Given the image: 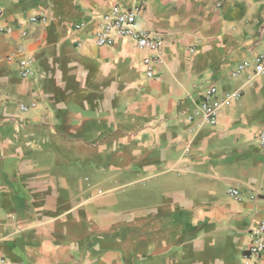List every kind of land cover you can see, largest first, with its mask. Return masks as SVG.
Segmentation results:
<instances>
[{"label":"crops","instance_id":"obj_1","mask_svg":"<svg viewBox=\"0 0 264 264\" xmlns=\"http://www.w3.org/2000/svg\"><path fill=\"white\" fill-rule=\"evenodd\" d=\"M113 5L140 7L137 25L161 38L155 78L131 39L95 44ZM262 50L264 0H0V264H244L264 221V72L235 71ZM209 83L215 124L197 113ZM94 119L139 143L145 171L175 174L139 210L99 209L76 166L48 162L51 141L66 149Z\"/></svg>","mask_w":264,"mask_h":264},{"label":"rangeland","instance_id":"obj_2","mask_svg":"<svg viewBox=\"0 0 264 264\" xmlns=\"http://www.w3.org/2000/svg\"><path fill=\"white\" fill-rule=\"evenodd\" d=\"M115 128L118 127H114L113 122L97 119L85 122L83 132H78L81 140H67L66 149L62 144L59 151L55 141L49 143L52 153L48 162L58 160L68 166H76L83 199H92L99 209L124 213L130 202L134 209L139 210L146 198H156V182L175 174L171 171L162 173L158 168L145 171V157L138 149L139 143L137 147H130L127 137L122 134L123 127L117 131ZM73 142H82V153H72L70 147ZM57 150L62 154L55 155Z\"/></svg>","mask_w":264,"mask_h":264},{"label":"built area","instance_id":"obj_3","mask_svg":"<svg viewBox=\"0 0 264 264\" xmlns=\"http://www.w3.org/2000/svg\"><path fill=\"white\" fill-rule=\"evenodd\" d=\"M140 7L121 8L118 5L111 6L106 12L101 14L96 22L95 29L92 33L93 40L96 45H112L117 38H129L133 44L142 49L149 51L142 57V65L144 74L148 78H155V68L160 61V47L162 40L160 37L151 34L139 27L136 22V16ZM30 22H43L45 16L42 14L32 15L29 17ZM78 27V26H77ZM252 66L254 73L260 74L264 72V50L253 56L250 61H244L237 66L235 74H239L243 69ZM19 73L22 77L32 75L31 60L22 57L18 60ZM220 101L217 98V87L214 83L205 86L197 113L201 119L209 124H215L217 117V109ZM35 104L27 106L20 105L23 110L34 107ZM192 119V117H189ZM257 141L264 146V128L259 130ZM227 193L233 197L238 195L235 187H229ZM258 197L264 199V187L260 189ZM253 198L254 197L253 195ZM249 242L243 249L244 264H259V257L264 251V221L253 225L249 229Z\"/></svg>","mask_w":264,"mask_h":264}]
</instances>
